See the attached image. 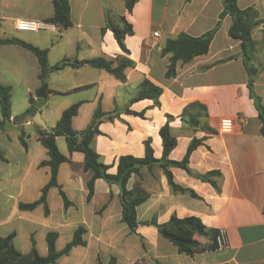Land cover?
Here are the masks:
<instances>
[{
  "label": "crops",
  "instance_id": "obj_1",
  "mask_svg": "<svg viewBox=\"0 0 264 264\" xmlns=\"http://www.w3.org/2000/svg\"><path fill=\"white\" fill-rule=\"evenodd\" d=\"M70 4L72 25L61 29L48 21L54 14V0H0V39L19 38L47 49L51 65L63 59L95 57L118 64L120 56L130 58L133 64L126 68L125 81L88 63L51 71L44 82L48 84L46 102L40 109L49 130L58 121L57 118L50 122L56 115L54 96H62L59 101L67 103L59 107L61 115L71 104L81 102L73 118L78 130L88 126L99 106L105 112H113L112 119L104 117L100 121L93 146L101 161L111 165L108 171L116 173L122 155H145L147 139L151 140L154 156L162 157L160 128L171 115L170 126L177 136V145L169 158L183 159L192 139L204 137V142L191 153L189 167L197 173L220 170L219 175L213 176L220 189L182 167L170 166L175 181L192 188L197 196L175 192L159 165L144 166L127 183L128 188L140 183L148 192V197L136 207L139 224L133 231L122 220L119 186L97 178L89 198L92 171L84 168L85 154L70 152L67 141L64 143L57 136L59 150L70 161L60 164L59 186L51 187L47 193L49 210L46 212L43 203L23 209L20 203L37 200L50 179V167L41 165L49 158L39 139L40 130L45 129L31 117L20 129L0 127V151L5 156L0 157V234H13L15 247L25 253L34 241L39 254L45 256L49 232L57 233L55 249L61 251L75 231L84 228V243L73 246L50 264H101L112 258L115 264H264V134L253 96H258L264 107V0H238L241 8L254 6L259 12L260 21L251 30L252 42L246 49L249 66L257 69L254 73L245 65L241 40L229 33L232 17L226 15L209 51L187 62L179 60L172 77H166L171 53H162L166 41L181 32L200 36L212 29L219 20L223 0H137L131 11L126 0H70ZM108 13L119 25L120 16L132 24V33L125 37L128 53L108 26ZM19 17L37 19L46 25L36 32L19 30ZM154 30L159 31L156 38ZM0 54L15 71L17 80L28 76L36 89L30 91V98L35 101L44 84L35 53L15 42L0 44ZM145 78L163 88L159 104L151 98L132 100ZM194 101L207 109L199 116V124H192L187 114L182 115ZM32 103L30 100L21 111ZM11 111V117L20 113L14 111L13 104ZM237 114L247 115L248 121L228 132L217 128L221 118ZM22 129L27 147L20 140ZM172 214L194 215L207 227L225 229L229 244L212 247L211 238L198 236L203 247L188 255L178 251L155 225L143 223L153 218L164 223Z\"/></svg>",
  "mask_w": 264,
  "mask_h": 264
},
{
  "label": "trees",
  "instance_id": "obj_2",
  "mask_svg": "<svg viewBox=\"0 0 264 264\" xmlns=\"http://www.w3.org/2000/svg\"><path fill=\"white\" fill-rule=\"evenodd\" d=\"M137 0H126L127 9L131 11ZM54 14L48 19L49 22L56 24L61 29H66L72 25L71 19V4L70 0H54ZM230 15L232 17V23L229 28V33L232 37L241 40L245 48V65L248 67L251 73H254L257 69L250 67L248 59L250 56L247 53V46L252 42L251 30L255 27L260 19L259 12L254 6L247 8H241L238 5V0H223V9L219 15V20L216 25L209 31L203 33L200 36H192L186 32H181L176 38H169L164 47L162 48L163 54L171 53L168 69L166 71V77H172L176 74V66L179 60L184 62L192 60L194 57L206 54L209 51L211 42L214 35L219 28L222 19ZM122 25H119L113 21L110 14L107 15V24L113 30V33L120 44L124 52L128 53L129 50L125 44V37L128 33H132V24L126 20L125 16L119 17ZM21 43L25 47L31 49L37 56L41 71L39 73L40 79L43 83L46 82V78L51 71L59 70L67 65H78L88 63L94 67L105 69L106 71L114 74L119 80L125 81L126 68L133 64V61L126 57L120 56L118 64L112 59L105 57H95L92 59L78 60L63 59L60 62L51 65L48 60L47 49L39 48L29 42L23 41L19 38H4L0 39V44L4 43ZM252 77L250 78V85H252ZM163 88L148 78L141 81L136 96L132 99L140 100L143 98H151L155 104L160 103V96ZM11 86L3 84L0 80V104L1 114L0 127L5 128L6 122L11 118ZM256 106L259 111L261 119V131L264 134V107L260 102L258 96H255ZM31 102H34V98H30ZM81 102H76L67 107L56 125L50 130H40L39 139L42 144L47 148L49 158L43 160L41 165H47L50 167V179L43 186L41 196L29 203H20V207L23 209H33L37 205L43 203L45 210L48 212L47 205V193L53 186H59L58 172L59 166L63 162L70 161V157L63 154L57 145V136L64 135L68 144L70 152L81 151L85 154L84 168L91 170L92 174L88 180L89 194L91 198L95 191V180L97 178H103L109 183H116L120 188V200L122 204V220L125 221L131 230H135L139 224L137 220L136 207L142 201L148 197V192L141 186L140 183H136L133 188H128L127 183L133 173H139L140 169L144 166L152 167L153 165H159L165 175L167 176L168 183L172 190L180 193H190L197 196V193L189 187H185L177 183L174 179L173 172L170 170V166H178L187 170L190 174L195 175L203 181H209L215 188L220 189L218 182L213 178L215 175H219L220 170H210L206 173L194 172L189 167V159L191 153L201 145L205 138L194 137L190 142L187 152L183 159L173 160L169 158L171 150L177 145V136L173 133L170 126V120L172 116H168V121L160 128V135L163 142V155L161 158L154 156L151 140L145 141L146 153L142 157L134 156L131 154L122 155L117 164V172H109L111 165L105 164L100 159L99 153L93 146V140L100 132L98 126L100 121L104 117L112 119L114 117L113 112H105L99 106L92 117L91 122L84 129L78 130L73 126V118L78 113ZM129 112L131 111L127 108ZM191 111H194L192 113ZM207 112L206 106L198 101L189 103L183 110L182 115H188L192 124H199V116ZM137 113V112H134ZM138 114V113H137ZM139 114H143L139 112ZM26 132L24 129L21 131L20 140L23 146L27 147V141L25 139ZM0 157L5 159L3 152L0 151ZM144 224H153L157 227L159 232L170 239L178 248V251L193 255L201 247L203 243L198 239V236H206L212 239V247H217L216 237L219 230L207 227L202 220L194 215L186 217H178L176 214H172L167 222L159 223L156 218L149 221H143ZM84 228H78L75 231L73 239L67 243L65 248L61 251L55 249V240L57 233L49 232L47 235L48 240V254L40 255L36 249L35 242L33 241L32 248L29 252H21L14 245V235L10 234L3 236L0 234V264H50L64 253L78 244H83ZM101 264H115V259L112 258L108 263Z\"/></svg>",
  "mask_w": 264,
  "mask_h": 264
},
{
  "label": "rangeland",
  "instance_id": "obj_3",
  "mask_svg": "<svg viewBox=\"0 0 264 264\" xmlns=\"http://www.w3.org/2000/svg\"><path fill=\"white\" fill-rule=\"evenodd\" d=\"M31 32H36V31H31ZM24 33H29V32H24ZM40 33H43L42 30ZM22 72L27 73V71H23V70ZM15 74H16L15 71L7 66V64L5 63V59L1 57V54H0V80L6 85L11 86V94H12L11 101L13 104L14 111L22 113L24 111H21V110H24L23 109L24 106H26L30 101L29 100L30 95H31L30 91L35 92L36 89L34 85L27 79L28 76L24 75L25 80L23 79L17 80V78L15 77L16 76ZM54 97H55V100H53L52 106L56 110V115H54L52 119H50V122H52L53 120H57V118L58 120L60 119L61 114L59 111V107L61 108V106L67 104L66 102H62L61 100L59 101V99H61L62 96H54ZM57 108H58V111H57ZM59 137H60L59 138L60 141L64 143L66 142V138L64 135H61Z\"/></svg>",
  "mask_w": 264,
  "mask_h": 264
},
{
  "label": "built area",
  "instance_id": "obj_4",
  "mask_svg": "<svg viewBox=\"0 0 264 264\" xmlns=\"http://www.w3.org/2000/svg\"><path fill=\"white\" fill-rule=\"evenodd\" d=\"M46 24L37 19L28 17H19L16 19V28L23 31H38ZM159 36V31H153V37ZM153 41V40H152ZM248 121V116L243 114H237L235 117L221 118L217 128L221 131H231L235 126L242 125ZM229 244L228 235L225 229H220L216 237L217 247H225Z\"/></svg>",
  "mask_w": 264,
  "mask_h": 264
},
{
  "label": "water",
  "instance_id": "obj_5",
  "mask_svg": "<svg viewBox=\"0 0 264 264\" xmlns=\"http://www.w3.org/2000/svg\"><path fill=\"white\" fill-rule=\"evenodd\" d=\"M47 92H48V84L44 83L42 87L38 90L37 98L31 104V107L26 111L11 117L6 122L5 127L20 129L23 123L32 117L35 123L42 126L45 130H49L40 112V109L43 107V105L46 102Z\"/></svg>",
  "mask_w": 264,
  "mask_h": 264
}]
</instances>
